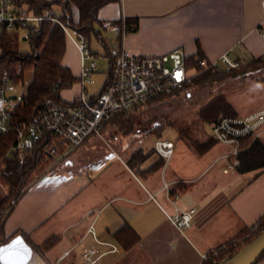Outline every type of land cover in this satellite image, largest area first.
<instances>
[{"label": "crops", "instance_id": "0c3cea01", "mask_svg": "<svg viewBox=\"0 0 264 264\" xmlns=\"http://www.w3.org/2000/svg\"><path fill=\"white\" fill-rule=\"evenodd\" d=\"M262 1L118 0L101 7L98 17L136 19V29L120 38L101 27V37L103 31L114 32L115 47L134 54L180 48L191 55L198 45L208 60L227 52L246 61L264 55ZM62 64L78 77L79 55L68 40ZM74 86L70 98L62 97L76 96L78 83ZM228 94L239 114L264 108V85ZM91 138L31 182L6 216L5 236L21 230L34 246L59 237L43 256L33 252L27 264H81L87 248L99 255L92 264H203V254L226 244L264 214V169L228 168L224 144L214 142L197 152L182 138H166L173 141V154L150 170L159 157L154 151L157 157L149 155L138 172L127 164L131 153L97 150L95 161L88 164L92 172L86 174L80 167L86 156L82 146ZM172 188L178 189L175 196L169 194ZM192 207L188 227L179 229L169 221L167 214L176 208ZM91 223L93 233L87 231ZM124 224L139 237L128 248L114 236ZM254 264H264V256Z\"/></svg>", "mask_w": 264, "mask_h": 264}, {"label": "trees", "instance_id": "16d2710c", "mask_svg": "<svg viewBox=\"0 0 264 264\" xmlns=\"http://www.w3.org/2000/svg\"><path fill=\"white\" fill-rule=\"evenodd\" d=\"M12 1L17 6L27 7L33 13L44 14L50 12L57 16L63 23L84 33L88 37L90 46L91 37L94 36L97 42L107 50L105 54L107 56L109 70L111 50L107 49V45L101 37L102 23L106 20H101L98 17V12L104 5L118 0ZM56 10L59 12L56 13ZM134 20L125 18L128 26L127 31L136 29V21ZM107 21L119 23L120 18ZM23 30L25 33L23 38L28 40L30 46V51L27 52L18 49L17 43L20 30L0 33V78L3 73H6L19 86L23 82L25 72L28 70L31 71L30 80L24 89L20 91L21 99L11 112L12 120L17 122H30L47 103L69 102L70 99L63 98L61 92L71 88L74 83H77L78 77L72 73L67 65L62 64L67 39L58 23L45 19L36 24L28 25ZM203 59L208 60L198 45L195 53L185 56L186 68L192 74L190 84L192 86L204 87L211 85L227 76L244 75L246 72L254 71L264 65V55L241 61L238 67L227 71L210 67L202 68L199 66V62ZM17 68H19L18 71H16ZM175 93L155 96L145 103L155 99L167 98ZM142 105L144 103L118 112L105 123L103 128L112 123L116 126V130L123 136L137 134L149 135L152 133L159 135L161 123L151 124V121L140 118L138 112H132L138 111L137 109ZM196 115L202 124H204L221 117H235L240 114L226 98L225 94L221 92L213 95L203 103L197 109ZM182 131L185 135L184 137L187 139L186 142L197 152H203L216 142L210 135L205 139H199L188 135L187 130ZM14 139L13 133H0V179L7 186V192L0 197V212L6 207L14 206L31 182L53 167V159L45 154L47 146L55 143L50 133H42L34 139L31 147L23 151L9 149ZM61 152L62 148H58L56 154L58 155ZM70 154L64 156V158ZM148 156L149 153L147 151H144L142 148H137L128 157L127 164L130 168L138 172V166ZM238 159L239 164L235 166V169L239 172L264 169V141L244 140L242 149L238 154ZM163 162L164 158L158 157L148 169L154 170L159 168L163 165ZM177 192V188H172L169 194L175 196ZM262 231H264V220L259 221L255 228L252 225L245 227L235 237L227 241L226 244L209 251L208 254L211 257L207 258L203 264H223ZM17 234L22 235L25 241L31 245L28 234L21 230H16L10 235L5 236L3 225L0 227V245ZM114 236L124 248L130 247L139 238L135 231L126 224L117 229ZM58 239L59 237L57 236H50L41 245H31L33 252L43 256L44 252L51 248ZM214 250L217 252L216 256H212Z\"/></svg>", "mask_w": 264, "mask_h": 264}, {"label": "built area", "instance_id": "2783aa9c", "mask_svg": "<svg viewBox=\"0 0 264 264\" xmlns=\"http://www.w3.org/2000/svg\"><path fill=\"white\" fill-rule=\"evenodd\" d=\"M264 10V1H262ZM58 23L65 37L76 48L79 55L80 72L78 92L69 102H49L30 122L12 120L11 112L20 101L18 86L3 73L0 78V133H13L14 142L10 150L23 151L32 146L36 137L50 133L55 143L47 146L46 156L53 159V165L62 161L87 139L100 133L105 123L122 110L131 109L159 95H170L181 91L191 84V73L186 68L185 53L180 48L171 49L162 54H134L119 45L111 52L110 67L102 87L91 92L89 86L95 83L97 54L89 44L88 37L76 28L60 21L50 12L33 13L25 6H17L12 0H0V33L21 30L42 20ZM133 25V24H132ZM131 25V26H132ZM103 28L117 33L120 38L127 32L125 17L119 23L104 21ZM130 26V27H131ZM241 61L229 53H222L216 60H200L199 66L225 71L238 67ZM209 135L216 141L229 147L228 168L239 164L238 154L244 140L264 141V108L235 116L221 117L207 123ZM155 153L164 159L173 154L174 144L170 139L159 138L153 144ZM58 148H62L60 154ZM12 206L0 212V227ZM90 210L88 213L91 214ZM195 209L176 208L173 214H167L169 221L177 228L190 225ZM264 220V214L252 225ZM88 232L93 233L92 223ZM68 252H65V254ZM214 250L212 256H216ZM94 248H87L81 254V264H92L98 259ZM207 259L209 254H203Z\"/></svg>", "mask_w": 264, "mask_h": 264}, {"label": "rangeland", "instance_id": "374dc122", "mask_svg": "<svg viewBox=\"0 0 264 264\" xmlns=\"http://www.w3.org/2000/svg\"><path fill=\"white\" fill-rule=\"evenodd\" d=\"M58 12L59 11L56 10V13ZM104 33L105 32L103 31V38L107 45V49L112 50L115 48V44L117 42L115 33ZM24 34V30L21 29L19 31L17 45L20 51L27 52L30 51V46L28 40L23 38ZM91 48L96 50L97 53L95 58L97 68L94 74L95 83L89 86V90L91 92H96L102 87L107 78L108 60L105 54L107 50L99 42H97L94 36L91 37ZM18 70L19 68L16 69V71ZM30 78L31 71L28 70L24 74L22 84L18 86L19 91L24 89ZM261 85H264V65L254 71L246 72L244 75L227 76L220 81L204 87L189 85L172 96L144 103V105L137 109L138 111L132 112H138L140 118L151 121V124L161 123V128L159 129L160 134L158 135L152 133L149 135L137 134L123 136L116 130V126L114 124H108L98 135L92 137L90 141L85 143L87 146H82V148L86 150V156L82 159V164L80 166L81 170H84L86 174H90L92 172V168L88 167V164L95 161V152L97 150L112 154L118 153L123 156V153L130 154L135 149L142 147L144 151L146 150L149 153V155L152 154L154 157H157L153 150V144L156 139L171 138L174 140L176 138H182L187 141L182 130H187V134L192 137L205 139V133L209 134V127L207 123L202 124L196 115L197 109L203 103L217 93L222 92L227 98V95H230L228 92L235 95L242 91H250L254 87H259ZM74 90L75 86L73 84L71 88L63 90L61 94L65 98H70L73 95ZM95 145L97 149H95ZM54 170L55 168L52 169V171ZM48 171L51 172V169ZM6 192L7 186L0 179V197Z\"/></svg>", "mask_w": 264, "mask_h": 264}, {"label": "water", "instance_id": "95a60500", "mask_svg": "<svg viewBox=\"0 0 264 264\" xmlns=\"http://www.w3.org/2000/svg\"><path fill=\"white\" fill-rule=\"evenodd\" d=\"M33 249L22 235L17 234L0 245V264H27ZM264 254V231L245 244L223 264H254Z\"/></svg>", "mask_w": 264, "mask_h": 264}]
</instances>
